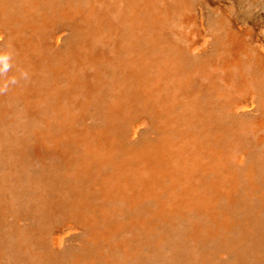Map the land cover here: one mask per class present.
<instances>
[{
  "label": "rangeland",
  "instance_id": "obj_1",
  "mask_svg": "<svg viewBox=\"0 0 264 264\" xmlns=\"http://www.w3.org/2000/svg\"><path fill=\"white\" fill-rule=\"evenodd\" d=\"M95 1L0 0V49L11 48L13 72L29 75L0 95V264H264V175L242 174L240 166L251 170L255 157L239 163L240 144L248 136L233 131L229 146L218 153L205 136L210 127H222L216 126L219 107L200 85L204 69L214 84L225 85L212 72L222 59L199 60L202 45L188 49L180 39V0H151V36L125 27L128 15L136 26L146 24L147 16L129 5L134 0H119L127 15L106 19L114 50L104 54L101 4ZM220 1L242 23L254 28L258 22L255 44L264 43V0ZM204 46L210 48L211 41ZM149 64L151 89L175 109L173 117L189 120L193 107H200L205 117L215 114L210 127L197 112L190 121L198 128L160 127L167 115L153 110L151 93V130L143 120L147 131L134 136L129 116L147 110L131 101L119 129H110L116 140L97 138L96 117L108 112L119 81L132 76L119 67L140 70ZM221 88L226 87L216 90ZM253 91L252 98H238L241 107L235 108L246 110L258 98ZM224 93L225 102L232 101ZM83 99L94 103L87 123L95 140L87 146L76 136L54 149L70 124L76 135L84 127ZM69 110L74 116L66 119ZM227 118L223 115L225 123ZM256 119L264 123V115ZM48 128L52 134L45 136ZM36 148L46 155L37 158ZM260 166L264 171L263 155Z\"/></svg>",
  "mask_w": 264,
  "mask_h": 264
},
{
  "label": "bare ground",
  "instance_id": "obj_2",
  "mask_svg": "<svg viewBox=\"0 0 264 264\" xmlns=\"http://www.w3.org/2000/svg\"><path fill=\"white\" fill-rule=\"evenodd\" d=\"M105 1L106 0L95 1V3L99 2L101 4L99 6L100 8H98L100 11V18L103 22L102 45L104 48L101 51L104 54L106 52L112 53L114 50L111 45V41H108L106 37L105 27L108 26L106 25V19L110 18L114 13L118 16L127 15L124 10L125 6H122L119 0H108L109 3L114 2V4H116L113 8L106 5ZM201 1L196 0V8L195 11H193V5L195 3L194 0H180L179 6L176 7V15L181 18L179 29L182 36L180 39L186 43L187 48L190 49L194 45H202V49H199L197 52L199 60L209 55H213L215 62L218 59H222L218 60V63L214 64V70H212V72L215 75H219V79L224 81L225 85L214 84L205 69V76L202 77L205 85H200L202 86L201 89H207L211 95L210 97L214 98L213 103L215 104V108L219 107L220 114L218 115L216 126L222 128L219 130L211 129L210 125L213 122V116L215 114L211 117H205L203 114V108L193 107V103H189V105L193 107L194 112L199 113L202 125L210 127L209 130L205 131V136L208 141L209 148L213 146L212 153L217 152L218 150L221 152L224 149V145L229 146L228 135L233 131L238 132L239 135L245 137L248 136V139H245V141L240 144V146L244 148V151L243 160L239 163L245 162V159L249 157V155L251 157H255V160L251 165V170H249L250 166H247V168L240 166L244 170L242 174L247 177L249 176L250 178L254 177L253 174H257L259 177H262L264 175V171L260 166V161L261 156H264V123L257 120L256 117L258 115H264V110L260 109L261 103L264 104V43L255 44V42L260 41V36L256 32L258 22H254L252 20L255 23L254 28H252L251 26L238 20V17L235 16L234 9L231 5H228L225 2L222 3L220 0ZM129 2L133 1L129 0ZM131 4V7H136L135 11L137 8L144 11L145 16H147L146 24L143 22L141 26H136L137 24H134L133 21L134 15H128L125 27L131 31L135 27L134 30L144 31L146 35L151 36V0H134V2L129 5ZM247 20L250 21V18ZM116 25H119L118 19L116 21ZM260 28L261 26L258 27V29ZM208 35L211 36L210 39H207ZM206 40L211 41L212 46L210 48H208L209 46H204V42ZM79 49H82L81 45H79ZM181 54L192 61L189 58V52L183 50ZM150 64L140 70H137L133 65L128 67H126V65H122L119 67L120 72L129 71L132 73V76L130 78H128L129 76L125 77L119 81L112 101H110V103H106V106H109L108 112H106V115L100 114L99 117H96L101 120L99 121L100 125L95 130V136L97 138L104 137L107 140H116L110 137V129L113 131H117V128L119 129L120 118L126 112H130L133 107L131 105V101L136 104L141 103V107L147 110L146 114L144 110H142L144 115H140L135 119H133L134 115L129 116L128 124L131 126L134 136L138 137L140 134H144L145 131H147L142 129L140 126V122L143 120L149 122L147 129L151 130V93L156 100L154 103L156 106H154L153 110L155 111L156 108L159 110L161 115L165 113L167 115V119L163 121L165 124L162 123L160 127H164L166 130H179L184 127H199L198 124L190 121V119L194 116V112L190 113L188 118L189 120L173 117L176 113L175 109H169L166 106V101L164 97L162 98L161 93L157 90L151 89V78L153 75L151 74ZM198 65H202V63H199ZM162 68H164V66H162ZM189 79L190 81L193 80L192 77ZM217 86L226 88H221L224 91L216 90ZM101 87L103 88L105 86H102L101 84ZM253 90H255V94L258 95V98L252 99L251 104L246 108V110L244 108L236 109L234 104L241 107L238 98H252L254 94ZM225 91L228 92L227 95L232 99V101L227 103L225 102L222 96H225ZM237 92H240L238 97L236 96ZM54 98H56L55 94ZM45 100H48V98ZM203 102H205V100ZM126 104L129 105L125 107ZM93 105L94 103H92L91 100L83 99V108L79 109V114L80 116L82 115L81 119L86 122L83 124L84 127L80 128L76 135L75 130L72 132L70 131V129H73L71 128L72 124H70L69 132L64 130V132L60 135L63 139L55 142L54 149L56 148L60 151L61 146L65 143H68L69 141L71 143L75 142L76 136L81 139L83 144L87 143V146L93 143L95 136L92 132H90L88 128L90 126L87 123L92 117L87 111L91 109ZM159 112L153 113L159 115ZM227 114L228 118L225 123L223 115ZM73 116L74 114L72 110L65 111L66 119L73 118ZM74 122L75 121H73V123ZM159 122H162L161 117H159ZM67 124L64 125L66 126ZM83 129H87V131H84ZM50 131H52V129L48 128L45 136L52 134ZM71 133H73V135ZM252 147H259V152L256 155L254 154ZM34 153L37 158H41L46 155L40 148L34 149ZM207 155L211 157L210 154L207 153ZM214 157V159H217L215 154ZM224 163L225 162H221V165L223 166ZM255 168H258V170L255 171ZM219 169L222 170V167H219ZM241 177L243 178L240 174L238 179H242ZM257 180L261 181L259 178Z\"/></svg>",
  "mask_w": 264,
  "mask_h": 264
},
{
  "label": "clouds",
  "instance_id": "obj_3",
  "mask_svg": "<svg viewBox=\"0 0 264 264\" xmlns=\"http://www.w3.org/2000/svg\"><path fill=\"white\" fill-rule=\"evenodd\" d=\"M9 50H11L10 47L0 49V95L6 94L10 88L18 85L21 80L29 78L26 71L13 72L14 64L10 59ZM10 73L12 74L10 75Z\"/></svg>",
  "mask_w": 264,
  "mask_h": 264
}]
</instances>
